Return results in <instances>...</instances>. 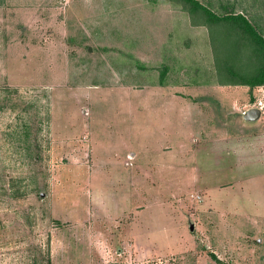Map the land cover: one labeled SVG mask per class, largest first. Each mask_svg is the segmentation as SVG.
<instances>
[{
	"label": "rangeland",
	"instance_id": "374dc122",
	"mask_svg": "<svg viewBox=\"0 0 264 264\" xmlns=\"http://www.w3.org/2000/svg\"><path fill=\"white\" fill-rule=\"evenodd\" d=\"M198 1L264 35V0ZM201 20L176 0H0V264H264V178L224 181L202 132L237 133L257 107L263 146L264 88L259 104L168 100L218 81L227 35ZM142 107L148 150L123 166L113 139Z\"/></svg>",
	"mask_w": 264,
	"mask_h": 264
},
{
	"label": "crops",
	"instance_id": "0c3cea01",
	"mask_svg": "<svg viewBox=\"0 0 264 264\" xmlns=\"http://www.w3.org/2000/svg\"><path fill=\"white\" fill-rule=\"evenodd\" d=\"M242 14V13H241ZM221 66V65H220ZM168 89L174 90L175 93L168 99L173 103H177L180 99L186 101L189 100L193 104L196 102L203 100H207V95H211L215 98L218 102H223L225 104L228 103H240V100H235L234 97L236 92L241 93L245 91L249 96V102L254 99V102L259 104V97L258 93L263 92L264 87H260L257 89H253L251 92L248 87L245 86H232L227 83L221 84L218 81L216 82H187L185 86L173 85L167 87ZM184 88V89H182ZM246 89V90H245ZM256 90V91H255ZM238 96V95H237ZM222 103V104H223ZM200 109V107L195 106V111L193 112V116L196 119L205 118L204 112ZM255 109L258 113L259 110L257 107H248L245 110L248 113L250 110ZM238 111V110H237ZM235 111V113L237 112ZM242 111V110H241ZM222 112V110H221ZM244 111H242L243 113ZM144 114V115H142ZM174 114V112H172ZM171 114V115H172ZM203 114V115H202ZM233 114L232 111L225 110V116ZM158 118L160 124H164L165 121L168 119V113L162 109L161 113ZM202 115V116H201ZM247 116H243L242 124L240 131L237 133H233L232 130L227 127L226 122L218 123L212 125V128H202L203 134H211L213 136L212 140L214 143H217V146L211 149V151L206 152L207 156L204 157V161H208V155L211 152V160H213V164L218 166L220 169L225 170L224 181L227 183H245L246 181H253L256 178H264V153L261 154V150L264 151V144L261 146L260 138L258 135V130L255 131L253 127L260 122L261 116L258 114L254 119H247ZM226 119V118H225ZM128 122V123H127ZM148 122L147 115L142 110L129 113L128 121H126L125 130L121 132L118 131L117 138L113 139L115 144H120L125 147L124 149V159H123V166H130L133 164L134 156H137V152L141 153L148 150L147 145V136L149 133L153 134L152 129H148L146 123ZM144 123V124H143ZM172 134L173 138L177 134H175V130L179 131L178 128L175 127L174 116H172ZM253 129L254 131H250ZM216 134V135H215ZM111 135V134H110ZM116 133H114V136ZM239 136L241 137L239 139ZM258 136V137H256ZM216 137V138H214ZM139 138V139H138ZM110 141L108 144L113 148L114 146ZM115 145V146H116ZM116 153V152H115ZM135 153V154H133ZM219 155L220 159H225L224 162H217L216 157ZM257 156L256 158L252 156ZM199 161V158L196 160L193 159L195 165L196 162ZM222 161V160H221ZM229 164V165H228ZM229 166V167H228ZM231 168H235L236 171H233ZM252 168V171L250 170ZM253 168H256L254 171ZM258 169V170H257ZM234 175H236V179H233ZM258 175V176H256ZM228 176L231 179H228Z\"/></svg>",
	"mask_w": 264,
	"mask_h": 264
},
{
	"label": "trees",
	"instance_id": "16d2710c",
	"mask_svg": "<svg viewBox=\"0 0 264 264\" xmlns=\"http://www.w3.org/2000/svg\"><path fill=\"white\" fill-rule=\"evenodd\" d=\"M176 1L183 4L191 17L194 14L199 15L202 19L198 22L200 26H206L209 30L213 27L224 28L223 33L227 35L226 38L213 37V42L220 44L218 47L222 55L224 53V58L220 59L221 67L216 71L219 83L245 86L250 92L264 87V35L245 15L233 11L218 15L198 0ZM236 58L242 63L249 59L254 70L247 71L250 68L239 70L229 64L231 59Z\"/></svg>",
	"mask_w": 264,
	"mask_h": 264
},
{
	"label": "water",
	"instance_id": "95a60500",
	"mask_svg": "<svg viewBox=\"0 0 264 264\" xmlns=\"http://www.w3.org/2000/svg\"><path fill=\"white\" fill-rule=\"evenodd\" d=\"M258 115V112L255 109H252L249 111L248 115H247V119H254L256 116Z\"/></svg>",
	"mask_w": 264,
	"mask_h": 264
},
{
	"label": "built area",
	"instance_id": "2783aa9c",
	"mask_svg": "<svg viewBox=\"0 0 264 264\" xmlns=\"http://www.w3.org/2000/svg\"><path fill=\"white\" fill-rule=\"evenodd\" d=\"M245 115V114H244Z\"/></svg>",
	"mask_w": 264,
	"mask_h": 264
}]
</instances>
